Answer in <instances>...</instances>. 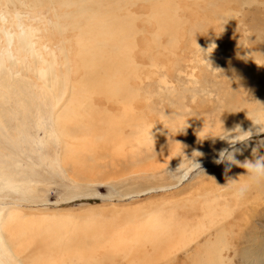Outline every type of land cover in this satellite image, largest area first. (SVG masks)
I'll return each mask as SVG.
<instances>
[{
  "label": "rangeland",
  "instance_id": "374dc122",
  "mask_svg": "<svg viewBox=\"0 0 264 264\" xmlns=\"http://www.w3.org/2000/svg\"><path fill=\"white\" fill-rule=\"evenodd\" d=\"M253 123L264 0H0V264H264Z\"/></svg>",
  "mask_w": 264,
  "mask_h": 264
},
{
  "label": "clouds",
  "instance_id": "9594fccd",
  "mask_svg": "<svg viewBox=\"0 0 264 264\" xmlns=\"http://www.w3.org/2000/svg\"><path fill=\"white\" fill-rule=\"evenodd\" d=\"M229 18H233V17L230 15L227 19H229ZM196 46L200 50L201 61L206 63L208 68L210 70H212L208 61H206L202 57L204 55H206L207 53H210L212 51V49L215 47V45L210 44L206 50H202L197 44H196ZM218 73H219V71L216 73V75L221 76ZM254 125H259V128H257L255 130L256 132H260V131H258V129H260L261 127H264V125H261L258 123L254 124ZM151 127H152V125L147 130L148 136L150 138H151V136L149 134V129ZM199 132H202V135L198 136V138L200 140H203V139L208 138V137H214V138H219L220 140L226 141V143L229 145L228 148H222L218 151L216 158L213 161L214 163L220 164V163L227 161V162H230L232 164H236L239 167L244 168L246 170V176L249 178L250 183L264 179V154L257 155V148L256 147H253L251 150L253 159H251V160L245 159L241 163V162L235 160V158H234V152L239 151V149L234 148V145L238 142H246L247 140H249L253 135L252 131H242L239 126H236L230 130H225L221 124V132L219 134H212V132L210 130L209 131H203V129H201ZM231 133H235V134L231 135ZM259 146L264 147V141H260ZM193 153H195V156L192 155V157H193L192 159L186 158L187 160L190 161L188 167L191 170L201 169L200 164L198 162H196L194 158L202 155V153H200L198 151H193ZM246 187H247V185H241L240 191H243Z\"/></svg>",
  "mask_w": 264,
  "mask_h": 264
},
{
  "label": "bare ground",
  "instance_id": "6f19581e",
  "mask_svg": "<svg viewBox=\"0 0 264 264\" xmlns=\"http://www.w3.org/2000/svg\"><path fill=\"white\" fill-rule=\"evenodd\" d=\"M65 15V14H64ZM110 15V14H109ZM88 18H89V26H90V30H91V32H92V36H90V40L92 41V43H93V39L94 38H96V39H99V42H104V44H105V42H107L108 41V37H105V36H107L108 34H110V33H113V31H115V34H117L116 32H118V31H116V30H112L111 29V26L115 23V21L114 20H110L109 22H107V17H108V14L107 15H104V17H103V19H97V15H95V16H87ZM85 20H86V18H85ZM88 20V19H87ZM101 24H107L108 26H109V28H108V30L107 31H102V25ZM117 24H114L113 25V27H115ZM121 28H122V31H123V25L121 24ZM101 34H105L104 36L103 35H101ZM86 37V36H85ZM84 37V38H85ZM100 37V38H99ZM113 37H114V35H113ZM112 37V38H113ZM89 41V40H88ZM114 43V42H113ZM30 45V44H29ZM20 47V46H19ZM32 49V48H31ZM88 55H93V54H88ZM49 65V64H48ZM97 66V65H96ZM38 68V67H37ZM14 219H15V217H14ZM1 224V223H0ZM3 227V226H2ZM5 227V226H4ZM15 227H17L16 225H15ZM20 229V228H19ZM17 230V229H16ZM15 230V231H16ZM48 230V229H47ZM50 230V229H49ZM10 231V230H9ZM24 231V230H23ZM46 231V230H45ZM19 232H20V230H19ZM12 233H14V232H12ZM51 233H52V231H51ZM59 233V232H58ZM46 234V233H45ZM49 234V233H48ZM60 234V233H59ZM57 235V234H56ZM61 236V238H62V235H60ZM208 241V240H207ZM60 243V242H59ZM1 244H2V242H1ZM72 246V245H71ZM198 248V247H197ZM194 249V248H193ZM194 251H196L195 249H194ZM45 254V253H44ZM197 256V255H196ZM6 262V261H5ZM201 262V263H200ZM206 262V260H203L202 259V261H201V259L200 258H198V260H196L195 262H194V264H203V263H205ZM210 264H216V262H215V260L214 261H211V263Z\"/></svg>",
  "mask_w": 264,
  "mask_h": 264
}]
</instances>
